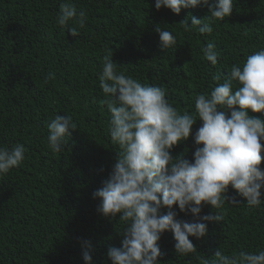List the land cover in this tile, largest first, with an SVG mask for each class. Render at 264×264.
Returning <instances> with one entry per match:
<instances>
[{"label":"trees","instance_id":"1","mask_svg":"<svg viewBox=\"0 0 264 264\" xmlns=\"http://www.w3.org/2000/svg\"><path fill=\"white\" fill-rule=\"evenodd\" d=\"M0 264H264V0H0Z\"/></svg>","mask_w":264,"mask_h":264}]
</instances>
